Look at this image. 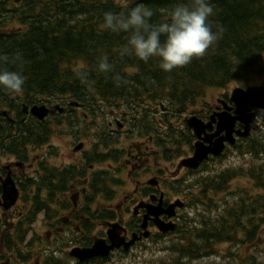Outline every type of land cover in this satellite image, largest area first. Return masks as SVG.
I'll list each match as a JSON object with an SVG mask.
<instances>
[{
	"label": "flooded vegetation",
	"instance_id": "1",
	"mask_svg": "<svg viewBox=\"0 0 264 264\" xmlns=\"http://www.w3.org/2000/svg\"><path fill=\"white\" fill-rule=\"evenodd\" d=\"M256 85L264 87V68ZM227 92H219L213 102L199 99L192 108L175 113L168 108H85L69 104L67 99L59 104L61 108L50 99L26 103L27 109L23 103L18 107L1 106L0 264H46L51 258L57 264H202L209 259L211 264L243 262L244 251L238 254L228 247L229 237H246L243 225L232 223L231 212L235 205L244 204L245 193L257 199L264 194V136L257 134L258 129H264V107L258 110L257 129L236 139L237 144L256 135L259 150L256 155L244 152L243 157L251 163L248 168L241 167L239 176L255 183V193L241 189L242 195L232 204V180L226 185L195 183L201 176L231 169L217 168V162L233 146L226 145L222 156L209 157L196 170L177 167L180 158L192 154L195 140L213 138L218 113L227 109L234 114L231 92ZM40 102L49 108L43 118L31 112L32 106ZM142 110H147L146 121L136 122ZM191 116L204 125L198 135L187 125L186 119ZM170 121L177 126L175 133L181 140L188 136L185 145L181 141L177 148L170 144ZM235 125L244 127L240 122ZM62 137L68 138L63 146L59 144ZM177 156L176 162L172 158L176 171L192 177L193 184L166 182L168 159ZM105 174L111 177V185H104ZM123 177L133 184L122 200L115 201L114 186ZM11 187L17 196L13 204L5 207L3 193ZM258 189L261 191L256 192ZM39 205L44 211L36 215H42L45 232L54 237L48 240L51 248H7L6 232L13 231L27 209ZM156 208L164 229L154 222ZM110 223L119 224L118 236L125 242L136 234L128 249L120 245L106 258L80 260L70 255L68 246L91 247L99 239L109 243L106 229ZM143 230L147 236L142 235ZM206 238L215 243L202 240ZM216 244L220 248L212 249ZM157 245L161 257L153 260L152 252L154 256L158 254L152 247ZM47 253L50 257L43 260Z\"/></svg>",
	"mask_w": 264,
	"mask_h": 264
},
{
	"label": "trees",
	"instance_id": "2",
	"mask_svg": "<svg viewBox=\"0 0 264 264\" xmlns=\"http://www.w3.org/2000/svg\"><path fill=\"white\" fill-rule=\"evenodd\" d=\"M179 2L181 0H0V54L20 52L25 61L23 91L16 95L0 90V107L69 99L80 102L85 108H155L163 103L175 113L185 111L210 87H223L231 81L247 82L249 69L264 54V0H210L214 9L210 17L213 30L223 29L219 39L203 57L193 58L188 65L171 72L160 68L159 58L144 62L134 55L122 57L119 50L127 43V34L112 33L103 26L106 11L120 12L142 3L155 10L153 20L156 21L163 19ZM102 55H107L113 65L112 72L97 70L98 58ZM79 70L87 73L92 90L81 82L77 75ZM115 74L121 78L119 82L114 80ZM146 112L142 110L136 122L146 121ZM174 137V133L169 134L172 143L181 139ZM187 137H182L181 143H187ZM251 137L250 141L239 140L238 148L240 152L256 155L259 150L256 135ZM241 173V168L216 171L211 176L196 178L195 183L226 185ZM110 180L105 174L104 185ZM174 183L178 185L181 181ZM244 199V204L240 202L233 207L231 217L232 223L238 226L245 223L249 240L255 237L259 221L264 219V194L257 199L245 193ZM40 211H44L40 205L27 209L13 231L6 232L9 247L23 243ZM232 231L234 234V227ZM234 238L229 237L230 241ZM202 240L212 243L211 239ZM55 261L51 258L46 264H57Z\"/></svg>",
	"mask_w": 264,
	"mask_h": 264
},
{
	"label": "clouds",
	"instance_id": "3",
	"mask_svg": "<svg viewBox=\"0 0 264 264\" xmlns=\"http://www.w3.org/2000/svg\"><path fill=\"white\" fill-rule=\"evenodd\" d=\"M213 14L210 0H188L187 3L181 0L166 12L163 19L154 21L155 10L139 3L120 12H104L103 26L112 33L127 34V43L119 50L122 57L134 55L144 62L159 58L160 68L171 72L188 65L193 58L203 57L219 39L223 29L213 30L210 22ZM24 63L20 52L0 54V90L16 95L23 91ZM97 70L101 73L113 71L107 55L98 58ZM77 75L92 90L93 84L87 73L79 70ZM113 78L117 82L121 79L118 74ZM257 134L264 136V129H258ZM202 264H211V261L205 260Z\"/></svg>",
	"mask_w": 264,
	"mask_h": 264
},
{
	"label": "water",
	"instance_id": "4",
	"mask_svg": "<svg viewBox=\"0 0 264 264\" xmlns=\"http://www.w3.org/2000/svg\"><path fill=\"white\" fill-rule=\"evenodd\" d=\"M231 100L235 104L234 114L232 115L225 109L217 114L216 130L212 134V139L204 138V141L197 140L194 143L193 154L180 161L179 166L185 165L190 168H197L199 164L207 159L208 155L218 156L225 147V142L233 144L235 142L234 133L238 136H247L251 129H257V115L259 107H264V87L258 85L247 86L246 88H235L231 94ZM73 105H78L77 102H72ZM26 109L27 107L24 106ZM48 108L45 105H34L31 108V112L39 117H44L48 113ZM239 121L244 124L243 129H236L235 124ZM187 124L195 134L198 135L199 130L204 126L203 123L195 116L187 119ZM223 132V134H222ZM17 196V192L14 188H10L3 193L5 207H9ZM149 209L150 205H147ZM154 213V212H153ZM156 215V214H155ZM146 217V216H145ZM156 223L161 225L158 219H155ZM111 228L107 231L110 244H107L104 240L95 241L92 247H73L70 254L80 259H86L94 256H106L114 247H118L123 243L122 239L116 237L117 225L111 224ZM145 226V220L143 227ZM161 229H164L160 226ZM146 236L147 232H143ZM134 241L125 243V249Z\"/></svg>",
	"mask_w": 264,
	"mask_h": 264
},
{
	"label": "rangeland",
	"instance_id": "5",
	"mask_svg": "<svg viewBox=\"0 0 264 264\" xmlns=\"http://www.w3.org/2000/svg\"><path fill=\"white\" fill-rule=\"evenodd\" d=\"M117 1H122V0H117ZM262 68H264V54L260 55L254 62L252 68L249 69L248 75V81H241V82H229V84L225 87H221V88H209L206 91L205 97L203 99H201V102H205V101H209V102H213L214 101V97L215 95H217L219 92L223 91V92H227L230 93L232 92L235 88H246L247 86H251V85H255L259 83L260 80V73L262 72ZM172 121L174 120V118L171 119ZM173 128H175L176 125H174L173 123L170 124ZM177 127V126H176ZM68 141V138L66 137H62V139L60 140V145L63 146V144H65ZM181 146V145H180ZM66 154V152H65ZM227 154V153H226ZM245 153L244 152H240L239 148L236 146L232 147V150L228 151V155H226V157L222 160H220V162H217V168L218 167H226V166H230V167H234V168H241L244 166V168H248L250 167V163L251 161H246V158L243 157ZM178 157H171L168 159L167 165H168V172H167V176H164V178L166 179V182H171L172 178H185L182 174H184V171L181 172H177L176 171V166L175 164L172 163V158L175 159V162L177 161ZM191 177V176H189ZM123 181H125L123 184H121L119 186V183H122ZM133 184L132 180H130L127 177H123V179H119V182L117 185L114 186V198H112L115 201L118 200H122V196L129 193L130 189H131V185ZM172 185H175V183H170ZM253 184H255L254 182L252 183L251 180H246V178H237V179H232L231 182V186H237L236 188L233 187L232 188V204L237 201V199L240 197L241 192L239 190H243V189H248V191L250 193H255V189L253 188ZM261 191V190H257L256 192ZM114 192V191H113ZM236 199V200H235ZM42 216L39 215L36 222L33 225V229L32 231L29 233V237L30 236H34L35 238H38L39 240H37L35 242L34 245L31 246V248H40L39 246L43 245L42 242H45L46 240H50L53 239L54 237H51L52 235H47V233L45 232V228L43 227V223H42ZM246 217H244L245 219ZM262 223H264V219L262 221H259V225H262ZM237 232V231H236ZM245 233V231H244ZM224 246V245H223ZM222 246V247H223ZM215 248V249H219L220 246L218 244L213 245L211 248ZM229 248L234 249L232 252L234 253H238V251H244V260L243 262H237V264H264V224L263 226H261L260 228H258V232H257V236L255 238H250V240L246 239L243 242H230L228 245ZM155 252L158 254V251L160 250V245L154 246L152 247ZM152 258L157 259L160 258L161 256L158 254L156 256H154V252H152ZM242 256V255H241ZM239 260V258H237Z\"/></svg>",
	"mask_w": 264,
	"mask_h": 264
},
{
	"label": "bare ground",
	"instance_id": "6",
	"mask_svg": "<svg viewBox=\"0 0 264 264\" xmlns=\"http://www.w3.org/2000/svg\"><path fill=\"white\" fill-rule=\"evenodd\" d=\"M107 195H108V196H111V194H110L109 192H107Z\"/></svg>",
	"mask_w": 264,
	"mask_h": 264
}]
</instances>
